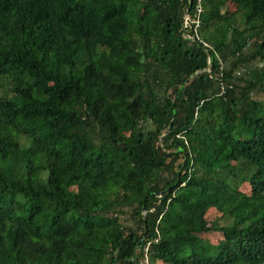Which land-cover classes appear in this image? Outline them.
I'll use <instances>...</instances> for the list:
<instances>
[{"label":"trees","instance_id":"trees-1","mask_svg":"<svg viewBox=\"0 0 264 264\" xmlns=\"http://www.w3.org/2000/svg\"><path fill=\"white\" fill-rule=\"evenodd\" d=\"M197 1L0 0V264H264V0Z\"/></svg>","mask_w":264,"mask_h":264},{"label":"rangeland","instance_id":"rangeland-1","mask_svg":"<svg viewBox=\"0 0 264 264\" xmlns=\"http://www.w3.org/2000/svg\"><path fill=\"white\" fill-rule=\"evenodd\" d=\"M234 9L235 8L233 5H228V7H226V10L228 12H233ZM246 67H249V69H251V68L254 69V68H260V67H262V65L258 64L257 62L256 63L250 62L249 64H247ZM241 74H242V71L240 70L237 72L236 75L240 76ZM2 83H3V81H0V85H2ZM8 91H9V88H8V86H6V84L4 85V87L0 86V95H4ZM8 94L11 95L10 93H8ZM252 98H256L258 100H263L264 96L260 95V94H256V95L252 96ZM35 183H36V181H35ZM72 189H75V187H72ZM240 190L245 192V193H248V194L250 192V189L247 185L241 186ZM205 218H206V221L208 223L218 222L220 225H225L227 223L226 220L221 219V214L214 209L208 210ZM200 238L202 240L206 241L207 243L212 244V245H215V244L218 245V243L221 241L220 234H215V233L200 235ZM145 261L146 260L144 259L143 264H146Z\"/></svg>","mask_w":264,"mask_h":264},{"label":"built area","instance_id":"built-area-1","mask_svg":"<svg viewBox=\"0 0 264 264\" xmlns=\"http://www.w3.org/2000/svg\"><path fill=\"white\" fill-rule=\"evenodd\" d=\"M189 11V10H188ZM201 13H202V6H201V0H198L196 3L195 11L190 15L188 13L187 17L183 19V24L186 23L187 30H190L192 32L191 35L187 32L186 37L189 39H199L198 30L200 28L201 23ZM185 16V15H184ZM147 264V260L145 261Z\"/></svg>","mask_w":264,"mask_h":264},{"label":"water","instance_id":"water-1","mask_svg":"<svg viewBox=\"0 0 264 264\" xmlns=\"http://www.w3.org/2000/svg\"><path fill=\"white\" fill-rule=\"evenodd\" d=\"M188 13H189V11H186L185 16H184L185 18L187 17ZM183 29H184V32H185V35H186L187 34V25H186V23L183 24ZM171 125H172V123L170 124L169 127H171ZM157 151H158V154L160 155V157H162V158H166V157H169V156L172 155V154L165 153L164 150L162 149V146L160 145V143L158 145ZM160 195H162V194H160ZM146 216H147L146 209L143 208V220H144V222H146ZM139 246H141V243L139 244Z\"/></svg>","mask_w":264,"mask_h":264}]
</instances>
